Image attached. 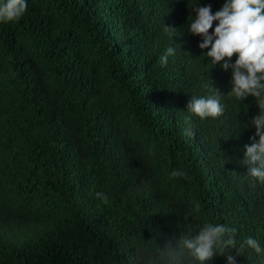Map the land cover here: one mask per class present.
<instances>
[{"label": "trees", "instance_id": "1", "mask_svg": "<svg viewBox=\"0 0 264 264\" xmlns=\"http://www.w3.org/2000/svg\"><path fill=\"white\" fill-rule=\"evenodd\" d=\"M224 2L26 0L0 24V264H138L205 222L256 239L236 261L264 264V183L242 162L259 109L189 31ZM212 84L224 114L201 120L187 106Z\"/></svg>", "mask_w": 264, "mask_h": 264}, {"label": "clouds", "instance_id": "2", "mask_svg": "<svg viewBox=\"0 0 264 264\" xmlns=\"http://www.w3.org/2000/svg\"><path fill=\"white\" fill-rule=\"evenodd\" d=\"M192 10L195 17H189L190 34L202 37L199 48L210 49L205 56L211 64H219L224 71H231L228 97L237 101H245L248 97L255 99L259 113L250 121V126L255 128V137L251 138L250 145H245L242 162L254 182L264 183V0H225L223 7L214 14L210 4ZM26 11V0H4L0 3V24L18 22ZM214 23V32H210ZM165 31L174 32L176 29L165 27ZM174 54L175 48L169 47L159 57V65L166 66L168 58ZM210 91L212 94L208 96H192L188 113L201 120L223 116L221 93L213 84ZM185 175L182 170H173L169 178ZM96 196L108 203L103 193ZM195 208L199 211L198 204ZM236 232L235 228L225 224L205 222L195 234L181 232L175 246L168 242L160 247L156 242L153 251H146L143 247L137 249L135 259L138 264H209L215 257L226 256L227 264H237L236 256H243L246 250H254L257 254L262 251L252 237L238 242ZM232 252L236 255L233 256Z\"/></svg>", "mask_w": 264, "mask_h": 264}]
</instances>
